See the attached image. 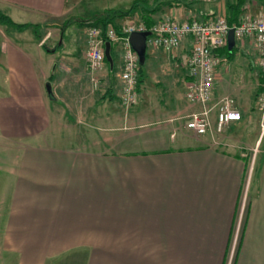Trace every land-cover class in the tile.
Masks as SVG:
<instances>
[{
  "label": "crops",
  "instance_id": "crops-1",
  "mask_svg": "<svg viewBox=\"0 0 264 264\" xmlns=\"http://www.w3.org/2000/svg\"><path fill=\"white\" fill-rule=\"evenodd\" d=\"M77 2L0 0L15 23L33 25L11 28L0 44V264H264V151L251 167L250 134L229 130L240 121L202 136L173 123L185 105L190 114L202 110L186 98L191 44L147 47L133 110L97 117L91 106L81 121L69 104L91 83L84 45L59 31ZM141 9L116 25L133 21ZM191 10L183 6L162 19L214 14ZM247 41L255 56L240 42L230 59L223 58L228 45L217 52L209 105L235 96L244 117L250 116L242 100L250 97V81L256 108L263 89L258 55ZM237 55V68L226 64ZM236 73L241 84L233 81ZM154 96L162 105L158 97H168L171 106H153ZM63 111L87 128L86 139L77 133L69 145L60 144L63 134L55 136ZM211 118L214 123L215 110ZM240 125L250 127L246 119ZM50 133L56 144L47 142Z\"/></svg>",
  "mask_w": 264,
  "mask_h": 264
},
{
  "label": "built area",
  "instance_id": "built-area-1",
  "mask_svg": "<svg viewBox=\"0 0 264 264\" xmlns=\"http://www.w3.org/2000/svg\"><path fill=\"white\" fill-rule=\"evenodd\" d=\"M230 30L234 31L236 42L251 40L258 55L263 89L257 96V109L264 119V14L250 15L244 12L234 24H229L221 15L212 14L207 18L188 16L184 19H159L151 27L142 20L127 22L118 27L88 26L85 30L83 57L91 75L92 88L97 90L101 83L98 74L105 66L106 42H110L112 47L116 45L120 51L118 97L121 105L126 108L136 105L140 98V59L130 44V35L134 32H150L147 47L154 49H179L189 42L191 50L187 70L190 82L186 98L191 104L201 105L202 110L189 115L185 128L199 136L212 130L221 133L230 124L242 119V113L233 98L226 96L213 107L209 106L213 101L216 67L221 62L217 52L227 47ZM214 110L213 123L211 117Z\"/></svg>",
  "mask_w": 264,
  "mask_h": 264
},
{
  "label": "rangeland",
  "instance_id": "rangeland-1",
  "mask_svg": "<svg viewBox=\"0 0 264 264\" xmlns=\"http://www.w3.org/2000/svg\"><path fill=\"white\" fill-rule=\"evenodd\" d=\"M136 0H78L77 3H75V6L72 7V5L69 7L68 12L66 13V15H64L62 17V20L60 21V29L59 31L62 30L63 28V23L70 19V18H80V19H91L92 14L94 13H100L103 12L105 10H116V9H121L123 10H129L133 4V2ZM149 2L150 5L153 4V2L155 0H147ZM188 2L194 1L193 4L190 5V8L193 10H197L198 12H206L208 13L209 11H213L214 14H219V15H224L226 14V9H225V4L223 2H215L214 0H186ZM252 3V4H251ZM183 6H175L172 8H164L163 12L161 11L158 14H155V20H159L160 18L162 19V17H164V15H168L170 14L173 10L177 9V8H182ZM174 8V9H173ZM191 10V11H193ZM244 12L250 14V15H262L264 14V0H257L253 3V1H248L244 7ZM193 12H191L192 14ZM179 16L182 17V14L179 12L178 14ZM142 18V13L141 11H138L136 14H134V18L130 20H140ZM125 19V18H124ZM124 21V20H123ZM119 25H122L121 21L118 22ZM118 25V26H119ZM111 26H114L113 24H111ZM117 26V27H118ZM87 26H80L77 25V22L75 24H72L68 27V30H66L65 33V38L68 39L69 41H76V43L78 45H81V48L83 47V49H85V30H86ZM57 33H60V32ZM9 32H11V28L8 27L7 25H1L0 24V44H2L3 41L6 40L7 35L9 34ZM60 37V34H58ZM84 41V42H83ZM71 43V42H69ZM240 43L242 44H246L248 46H251V43L248 42L247 40L245 41H241ZM112 54L114 56L115 61L117 60V64L116 66V71L117 73L120 71L121 68V57H120V51L117 49V46L114 45L112 47ZM252 48V46L250 47ZM251 51V54L255 56L253 48ZM228 53L226 52V56H223V58L228 57ZM241 55H237L236 59L234 60V62H229L226 63L228 65H230L233 68H237V62L241 61ZM230 59V58H229ZM228 61V60H227ZM224 63V65H225ZM107 67H112V64L110 61H106L105 62V66L103 68V70L100 72V79H102V82L100 83V86L97 90H93L92 88V84L89 82L84 83L83 86V90L78 91V93L75 96H72V102L69 104V107H74L76 109H78L79 111V118L81 119V121H84L81 116L84 115L87 111V109L91 106H93L94 108V115L97 117H105V115H109L113 118V116H119V115H128V113H130L133 108H126L123 107L119 101V97L117 96V94H119V92L116 90L117 87L115 88V84L117 85L118 82L116 83L115 80L118 79V77L109 74L108 75V70ZM144 69L146 68V65H144L143 67ZM0 75L3 76L4 71L3 69L0 67ZM108 75V76H107ZM112 77V78H111ZM242 76L238 73L234 74L233 77V81L235 82V84H241L242 81ZM119 80V79H118ZM113 82H115L114 84H112ZM148 85V83L146 84V86ZM249 88L248 89V98L244 99L242 98V100H246V106L250 107V116L248 117H244L243 113H242V119L239 123H243L246 119V122L248 124V128H244L243 126L241 127L238 126V124H234L231 125L229 127L230 131H235L237 133L238 136H243V138L245 137V135L247 134V137L249 136L248 134H250V149H248V152L250 153V162H251V167L253 164V161L256 159H258V156L260 155V153H262V151H264V119L262 114L258 111V109L256 108V100L254 97L255 91L253 90L252 86H253V82L250 81L249 84ZM161 94H163V90L162 89H158ZM94 91V92H93ZM114 91V93L116 94V98L115 100H104L103 96L106 93H112ZM81 92V93H80ZM250 94V95H249ZM226 97V96H225ZM230 98H233L236 102L237 105H239V103L236 101L237 98L235 96H227ZM161 98V102H163L164 104H160L159 101H157L156 97L154 96L152 99L154 100L152 103V105L154 106H162L165 107L167 105L171 104L168 102V97L166 96H161L158 97V99ZM160 104V105H159ZM187 105H185L184 107V111L179 115V117L177 118V120H175L173 123H176L180 128L184 129V125L187 121V119L189 118L190 112H187L186 110ZM73 111V110H71ZM197 112V111H196ZM62 125H59L58 131L59 133L57 134V139H61L58 138L60 137V134H63V139L61 140V145L65 146V145H69V142H72V138L74 137V135L76 136L78 133V136H80V138H85L86 136V130L87 128L83 127L80 128L79 126H75V120L72 118L73 112L71 113L70 111L67 113H64V111L62 112ZM81 125V124H79ZM97 125V124H96ZM95 125V126H96ZM94 129V128H93ZM95 130V129H94ZM93 130V131H94ZM228 130V129H227ZM96 131H97V126H96ZM192 134L193 132L190 131ZM249 132V133H246ZM188 133V132H187ZM186 133V134H187ZM214 133V131H213ZM208 134V133H207ZM188 135V134H187ZM48 138H47V142H49L50 144H56V140L53 138L54 136L50 133L48 134ZM86 139V138H85ZM246 141V140H245ZM258 155V156H257ZM63 257V256H62ZM61 256H59V259L62 258Z\"/></svg>",
  "mask_w": 264,
  "mask_h": 264
},
{
  "label": "trees",
  "instance_id": "trees-1",
  "mask_svg": "<svg viewBox=\"0 0 264 264\" xmlns=\"http://www.w3.org/2000/svg\"><path fill=\"white\" fill-rule=\"evenodd\" d=\"M217 1V0H214ZM225 6H226V17L230 24H234L238 21L239 16L241 15L242 11L244 10V7L246 3L250 0H224ZM194 1L188 2L186 0H155L152 5L149 4L147 0H136L133 2L131 8L127 12L118 13L113 10H105L100 13H94L91 16V19H80V18H70L66 20L63 23L62 28V37H65L66 30H68V27L72 24H75L77 22V25L80 26H102L103 28L108 27L109 25L113 24L115 27H117L115 23V19L124 17L130 14H133L138 9L142 8L141 11L144 13L143 21L146 23L148 27H151L153 23H155V18L151 17L152 15L158 14L161 11L163 12V9L166 8H172L175 6H186L190 7L191 4H193ZM140 7V8H139ZM151 15V16H150ZM0 24L1 25H7L10 28H14L18 31H23L33 25L30 24H17L15 23L9 16H7L1 9H0ZM228 54L232 58L235 55L234 50L229 51ZM113 56V54H112ZM114 59V56H113ZM107 61V59H106ZM115 61V59H114ZM117 69L114 67L113 70H111L110 74L115 75L117 73ZM142 71H143V65H140V82H142ZM104 99L109 100H115V95L110 94L103 97Z\"/></svg>",
  "mask_w": 264,
  "mask_h": 264
},
{
  "label": "water",
  "instance_id": "water-1",
  "mask_svg": "<svg viewBox=\"0 0 264 264\" xmlns=\"http://www.w3.org/2000/svg\"><path fill=\"white\" fill-rule=\"evenodd\" d=\"M150 32H134L130 35L129 41L132 48L138 53L140 59V65H144L146 61V51H147V37ZM236 44L234 31L230 30L228 35V48L232 50ZM105 57L107 61H110L112 67L114 65V60L112 56V45L110 42L105 43Z\"/></svg>",
  "mask_w": 264,
  "mask_h": 264
}]
</instances>
